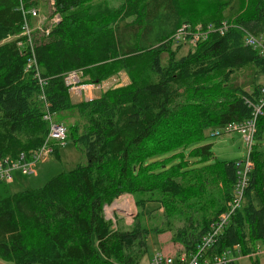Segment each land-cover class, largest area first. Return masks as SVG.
<instances>
[{
	"label": "trees",
	"instance_id": "trees-1",
	"mask_svg": "<svg viewBox=\"0 0 264 264\" xmlns=\"http://www.w3.org/2000/svg\"><path fill=\"white\" fill-rule=\"evenodd\" d=\"M51 1L60 21L42 28L34 55L54 121L66 112L82 121L66 128V143L80 149L85 163L37 189L12 194L0 182V260L140 264L148 237L170 231L183 213L188 218L172 239L194 252L233 198L237 163L213 161L211 145L200 144L206 130L252 117L249 103L259 101L256 77L264 74V57L244 46V34L264 37V0H120L118 7L107 0ZM24 3L29 0H0V160L37 150L49 127L40 88L25 71L30 54L18 46ZM197 3L207 10L203 27L232 26L176 58L172 39L182 25L194 27L189 5ZM243 71L251 73L248 91L233 84ZM71 72L97 84L124 72L129 84L72 103L65 82ZM263 138L264 107L241 206L207 251L209 258L231 251L236 259L228 264H239L238 257H251L264 243ZM51 146L59 159V145ZM125 194L137 197L138 213L130 228L119 221L114 229L103 209ZM140 194L160 196L152 202L163 210L164 228L143 225L149 201ZM195 205L204 218L197 225L189 214Z\"/></svg>",
	"mask_w": 264,
	"mask_h": 264
},
{
	"label": "rangeland",
	"instance_id": "rangeland-1",
	"mask_svg": "<svg viewBox=\"0 0 264 264\" xmlns=\"http://www.w3.org/2000/svg\"><path fill=\"white\" fill-rule=\"evenodd\" d=\"M108 3L113 7H118L121 5L120 0H107ZM25 7L34 6L37 11V17L30 19V26L34 33L35 39L39 40L42 38L43 32L42 28H50L52 25V19L54 17L53 9L51 5V0H29L28 4H23ZM189 13L192 16L191 21L194 23V27H203L205 19L208 17L206 7L204 3H197L189 5ZM45 34V33H44ZM45 36V35H44ZM171 49L176 51V58L184 56L188 51L193 50L194 47L188 43V41L173 43ZM167 61V55L163 54L161 56L162 65H165ZM249 71H243L236 75L233 84L235 86H242L246 91H248V83L250 82ZM78 81L76 85L69 86L70 89L79 87L82 85H89L91 96L88 97L87 90L81 92L78 96L74 95L72 98V103L76 102H86L98 98L102 93L106 92L109 89L123 87L129 84V79L124 72H119L114 77L101 82L99 84L93 83L90 79L82 77L81 74H78ZM256 83L261 87H264V74L258 75L256 77ZM69 89V90H70ZM87 96V97H86ZM76 98V99H75ZM79 100V101H77ZM62 121L56 120L63 124L67 129L69 125L82 122L80 118L74 112H66L61 114ZM57 122V123H58ZM222 127H215L208 129L204 132V140L201 142L200 146L211 145L212 152L214 155V160L240 163L243 161L247 154V146L244 142L242 135L233 132L230 134H221L219 136L215 135V132H220ZM254 145V143H253ZM261 146L264 149V138L261 142ZM59 159H56L51 155L48 159L43 162H39L32 167L33 173L30 175H23L20 172L13 173V181L7 183V187L10 193H18L25 189H37L45 185L53 177L57 176L62 172H67L74 169L78 164L85 163L84 154L78 149L73 143L65 142L62 145H59ZM191 166L193 164H190ZM198 165L194 163L193 166ZM194 175V173H192ZM190 183H195L193 176L190 177ZM141 198L145 201H149L146 205L142 223L148 229L154 228H164L165 216L163 215L162 208L159 207V204L152 202L157 198H160L158 194L155 195H142ZM137 200L136 196L131 195H122L117 198L110 206L104 207L103 214L106 220L110 221L114 229L120 227V224L125 228H130L134 217L138 213V209L135 206V201ZM183 207L179 209L182 210ZM189 214L192 215L194 222L201 224L204 221L203 214L199 207L195 205L189 211ZM182 219L175 218L172 220L173 226L171 230L165 233L154 235L151 234L147 239V254L141 260L140 264H149L151 256L156 251H162L164 254L170 256H177L179 253L185 251V249L178 243L175 242L172 238V233L175 229L180 228L184 223L185 219L188 218L186 213H183ZM120 221V224H119ZM261 253L254 254L251 257H238L239 264H264V243L259 242L256 247ZM0 264H11L0 260Z\"/></svg>",
	"mask_w": 264,
	"mask_h": 264
},
{
	"label": "built area",
	"instance_id": "built-area-1",
	"mask_svg": "<svg viewBox=\"0 0 264 264\" xmlns=\"http://www.w3.org/2000/svg\"><path fill=\"white\" fill-rule=\"evenodd\" d=\"M51 5L53 2L51 1ZM23 12V24L21 27L20 36L24 38V41L19 42L18 46L24 48L26 52H29L30 58L27 59L25 71L32 72L34 79L40 88V99L44 103L45 113L43 120L48 123L47 137L37 150L29 152L27 155L21 154L17 159H11L9 157L0 160V182L10 183L13 181V173L20 172L23 175H30L33 173L32 167L48 159L52 153V143L62 145L66 142L67 129L63 124L54 121V118L49 111L50 105L46 102L44 95V88L47 84L45 79H42L39 72V67L34 55L35 37L30 26V19L37 17L38 11L34 6L25 7L21 4ZM60 21L58 15H54L52 19V25ZM228 22H222L220 26L215 27L208 25L206 27H191L188 24L182 25L178 32L173 37L174 43H180L188 41L193 47L199 42L206 39L210 33H219L222 35L228 28H230ZM48 29L45 31V35L48 34ZM244 46L249 47L258 52V54L264 57V37L253 36L251 34H244ZM79 72H71L65 77V82L68 86L76 85ZM249 106L253 108L252 117L244 122L229 123L222 127L220 132H215V135L230 134L237 132L242 135V138L247 146V154L242 162L236 164V182L233 190V198L228 203L227 210L222 213L215 222L209 223L203 233L200 243L198 244L194 252L183 251L177 256H170L164 254L162 251H156L150 258L149 264H228L232 260L236 259L231 256V251H227L220 256L212 258L207 257V251L215 243L216 238L228 225V222L234 212L240 208L244 192L247 188L249 181V174L253 168V164L250 160V153L253 147L254 137L256 134V121L257 117L261 115L262 108L264 107V87L260 90L259 101L256 105L249 103ZM239 248L235 246L232 251L238 253ZM261 253L259 250H255L254 254Z\"/></svg>",
	"mask_w": 264,
	"mask_h": 264
},
{
	"label": "crops",
	"instance_id": "crops-1",
	"mask_svg": "<svg viewBox=\"0 0 264 264\" xmlns=\"http://www.w3.org/2000/svg\"><path fill=\"white\" fill-rule=\"evenodd\" d=\"M90 86L89 85H82V86H79V87H75L74 89H70L69 90V96H70V99H72L74 97V95H80L81 92H87V96L90 97L91 96V93H90V90H89ZM86 96V97H87ZM74 99V98H73ZM76 99V98H75ZM72 101V100H71ZM79 101V100H77ZM76 103H79V102H76Z\"/></svg>",
	"mask_w": 264,
	"mask_h": 264
}]
</instances>
